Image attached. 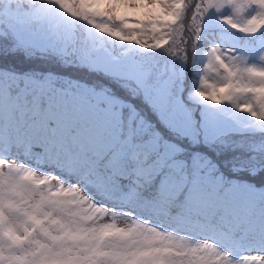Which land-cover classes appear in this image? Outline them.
I'll return each instance as SVG.
<instances>
[{
    "label": "snow or ice",
    "instance_id": "obj_1",
    "mask_svg": "<svg viewBox=\"0 0 264 264\" xmlns=\"http://www.w3.org/2000/svg\"><path fill=\"white\" fill-rule=\"evenodd\" d=\"M0 264H264V0H0Z\"/></svg>",
    "mask_w": 264,
    "mask_h": 264
}]
</instances>
